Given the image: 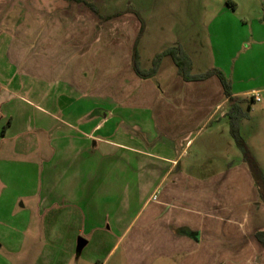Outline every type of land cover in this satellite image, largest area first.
Segmentation results:
<instances>
[{
  "label": "crops",
  "instance_id": "obj_1",
  "mask_svg": "<svg viewBox=\"0 0 264 264\" xmlns=\"http://www.w3.org/2000/svg\"><path fill=\"white\" fill-rule=\"evenodd\" d=\"M88 1L0 0V144L36 135L39 212L67 209L117 264H264V202L220 80H184L169 55L150 77L133 66L135 42L141 69L179 43L249 111L264 99V0L221 2L225 40L195 7L147 6L143 20Z\"/></svg>",
  "mask_w": 264,
  "mask_h": 264
},
{
  "label": "rangeland",
  "instance_id": "obj_2",
  "mask_svg": "<svg viewBox=\"0 0 264 264\" xmlns=\"http://www.w3.org/2000/svg\"><path fill=\"white\" fill-rule=\"evenodd\" d=\"M222 1L225 0H118L117 7L133 8L143 20L147 6L164 4L183 11L195 7L200 9L202 22L213 21L209 32L212 34L214 25L223 24L224 16L219 12ZM213 34L215 40H225L223 30ZM163 69L167 71L168 66L164 64ZM250 108L248 116L243 117L244 126L239 127L240 134L264 174V99L250 101ZM35 138L30 133L14 140L4 139L0 144V264H100L106 258V264H117L119 251L108 255L110 246L82 243L84 238L77 235L78 218L69 221L67 209L60 210L56 220L55 209L39 212L36 163L42 158V151ZM233 145L240 149L234 139Z\"/></svg>",
  "mask_w": 264,
  "mask_h": 264
},
{
  "label": "trees",
  "instance_id": "obj_3",
  "mask_svg": "<svg viewBox=\"0 0 264 264\" xmlns=\"http://www.w3.org/2000/svg\"><path fill=\"white\" fill-rule=\"evenodd\" d=\"M78 2H83L86 5L90 6L92 9L96 10L95 5L88 0H75ZM143 30V23L139 32L138 37L141 35ZM166 55H169L177 66V72L184 80H200L215 75L221 82L223 87L224 96H226L232 103L227 112V116L229 118V131L231 136L233 137L236 145L240 148L243 154L244 161L249 166L251 174L253 176L254 182L257 186L258 192L260 194L261 200L264 202V174L257 166L252 154L240 134V120L241 118L247 116L248 109H244L241 105V100L236 99L232 96L231 90V82L224 75L223 71L218 68H210L204 72L194 74L192 73V62L190 57L184 51L182 46L179 43H175L164 50L160 51L155 55L152 60V65L149 69H141L138 63V52L136 50V42L133 46V66L136 72L140 77L146 78L155 75L158 66L162 60V58ZM5 129V125L3 126L2 131ZM257 237L264 242V231H260L257 233Z\"/></svg>",
  "mask_w": 264,
  "mask_h": 264
},
{
  "label": "built area",
  "instance_id": "obj_4",
  "mask_svg": "<svg viewBox=\"0 0 264 264\" xmlns=\"http://www.w3.org/2000/svg\"><path fill=\"white\" fill-rule=\"evenodd\" d=\"M254 99L258 101V100H259V97H258V96H255V98H254Z\"/></svg>",
  "mask_w": 264,
  "mask_h": 264
}]
</instances>
